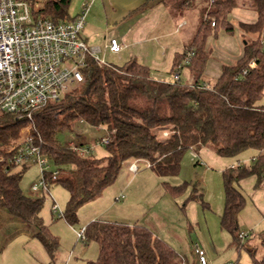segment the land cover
Segmentation results:
<instances>
[{"label":"trees","instance_id":"obj_1","mask_svg":"<svg viewBox=\"0 0 264 264\" xmlns=\"http://www.w3.org/2000/svg\"><path fill=\"white\" fill-rule=\"evenodd\" d=\"M29 1L32 5L36 2ZM70 1L39 0L33 13L54 21L71 20L75 17L69 15ZM212 5L208 15L215 19V25L211 19L203 18L204 13L192 42L175 56L172 65L174 70L186 51L193 50L195 55L189 63L191 84L156 80L149 67L134 57L121 66H99L89 58L80 87L34 114L35 140L60 169L57 177H47L51 184H62L69 193L62 216L70 224L75 223L79 206L100 197L121 169L134 161L149 163L156 175L167 179L181 171L187 151L197 153L202 147H211L219 156L235 157L257 149L261 152L250 166L228 167L222 172L225 200L220 224L232 242L238 247L243 245L239 215L246 198L237 184L251 175L261 181L264 174V105L260 104L264 97V0H254V22L238 23L243 32L255 36L246 38L242 56L223 66L213 86H204L199 80L208 60L206 46L212 27L215 33L218 26L234 30L228 18L236 6L235 0H216ZM80 121L106 129L110 142L106 144L105 157H81L59 140V133L73 132ZM27 124V119L0 114V157L8 155L4 147L11 145ZM160 131H169L168 137H161ZM20 168L0 161V208L32 225L37 230L34 238L54 260L60 243L44 221V196L31 197L23 192L21 171L28 167ZM163 185L175 195L184 192L189 183L171 185L164 180ZM197 197L192 194L190 198ZM84 233L85 243L94 241L99 247L98 257L91 264L183 262L169 243L140 223L92 220ZM250 252L254 255L253 250ZM252 264H264V256L254 257Z\"/></svg>","mask_w":264,"mask_h":264},{"label":"rangeland","instance_id":"obj_2","mask_svg":"<svg viewBox=\"0 0 264 264\" xmlns=\"http://www.w3.org/2000/svg\"><path fill=\"white\" fill-rule=\"evenodd\" d=\"M102 1V6L98 5L101 9L97 8L96 5L98 3H94V0L70 1L68 11L71 17H76L84 9L86 3L90 4L92 2L90 9L93 4L96 6L94 15L90 16V22L86 23L87 25L82 31V34L87 38L89 35L88 31H100L102 29L101 24L99 26L93 23L98 22L96 21L97 19L99 23L102 21L103 7L110 15L114 8H117V14H121L139 3H145L144 10H146V6L148 8H156L157 4L161 3V5H165L171 14L170 30H174L183 18L188 21V25L183 30H193L195 25L200 24L204 13L203 18H209L211 21L214 19L208 15V12L214 8L210 0H159L156 3L152 0ZM235 2L236 6L234 9L243 8L247 12L256 13L254 0H235ZM247 16H249L247 17L249 19L255 18V14L252 16L248 14ZM232 22L234 24H232L234 26L233 32L218 26L216 29L217 33H215L212 27L213 33L207 40V44L211 49L210 59L220 64L229 65L235 62L243 53V37L245 36H242L238 26L239 21L235 17L232 18ZM114 32L112 31V34ZM247 35L249 39L255 37L249 33ZM88 43L91 44L89 40ZM99 56L106 62L117 66L125 63L124 59H118L114 54L105 50L100 52ZM187 71L188 68H185V72ZM203 75V80H207L206 82H209L210 85L214 84V79L211 78L212 74L207 72L203 73ZM79 87L80 85L75 86L68 92ZM262 103L264 104V98ZM28 127H30L29 124L22 127L18 137L12 143L22 141L23 137L29 132ZM30 131L32 132L31 129ZM162 132H159L161 137H168L164 136ZM107 134L104 127L97 128L85 121H80L73 132H61L58 138L63 144L75 141L86 142L88 145L93 146ZM209 149L213 155L225 159V157L215 154L216 152L213 148L209 147ZM107 154L106 145L104 144L96 145L92 150V156L96 158L105 157ZM237 157L234 159L237 160ZM199 158H201L200 155L198 159L194 160L192 152L187 151L181 162V171L177 175L168 178V182L171 185L189 183L188 188L184 192L175 195L164 189L163 178L152 172L146 164H138L140 169L136 173L132 172L127 165L124 166L116 180L104 190L100 197L79 206L76 212V221L73 224H70L63 216H59L52 211L54 202L59 205L62 213L66 209L69 193L62 184H51L49 192H45L43 195H37L32 192V184L39 181L41 176L39 166L32 163L28 168L22 169L20 185L23 192L28 196H44L42 215L50 233L59 238L60 247L55 259H50L42 244L34 238V233L27 230V226L4 221L3 216L0 215V264H91L98 257V244L94 241L85 243V241L79 240L78 231L86 227L92 220L130 221L133 219L136 221L138 218L140 220L150 218V224L154 226L157 232H162V229L168 230V226L172 227L174 225L173 229H175L181 239L182 245L180 243L177 244H179L181 249L183 248L188 258L186 262L194 264L195 257L192 256V249L194 251L192 240H198V237L196 230L190 228V222L191 220L202 219L203 212L210 213L206 215L213 220L215 215L221 213L224 203L223 180L220 172L217 171V163L215 165L209 159L205 161L206 165L195 164ZM50 167L53 168V165L51 164ZM20 169L18 167V170ZM248 177H246L247 180H242L238 185L246 198V204L240 212L239 221L240 227H242V223L250 226L248 229L241 231L249 233L252 237L250 240L242 242L243 245L238 247L232 242L230 234L223 230L222 238L218 237L215 244L209 242L207 249L200 245L207 253L208 264H234L235 262L252 264L254 257L261 259L264 256V227L255 226L258 219H256L257 216L255 215L257 210L256 212L254 210L253 194L258 189L255 187L257 176L251 175V177ZM160 189L163 192L159 193ZM122 194H124V197L118 199ZM192 194L198 197L191 199ZM209 206L210 208H208ZM143 214L145 215L144 217ZM262 223L264 225V222ZM1 224H3V227ZM251 249L254 251V255L251 254ZM186 262L184 264H187Z\"/></svg>","mask_w":264,"mask_h":264},{"label":"built area","instance_id":"obj_3","mask_svg":"<svg viewBox=\"0 0 264 264\" xmlns=\"http://www.w3.org/2000/svg\"><path fill=\"white\" fill-rule=\"evenodd\" d=\"M213 4L215 0H210ZM39 7V0L34 5L29 0H0V114H12L16 119H27L29 132L22 141L4 147L8 154L1 156L15 167H29L32 163L39 166V181L31 186L32 192L43 195L49 192L51 185L47 175L55 178L60 169L52 163L51 158L41 150L36 142L33 117L50 102L60 101L66 92L81 85L85 78L83 69L88 59L93 58L99 66L106 62L99 56V48L88 44L82 31L86 24L89 4L71 20L54 21L49 18L35 16L33 10ZM215 25V19L211 21ZM264 43V35H263ZM106 48L113 54L122 50L121 41L117 37L108 39ZM193 50L186 51L183 59L174 69L173 80L180 81L182 69L194 57ZM254 61H251V65ZM244 73L247 69L243 70ZM206 86V85H204ZM32 130V132L30 131ZM164 136L169 131L162 132ZM108 134L93 146L86 142L69 141L66 146L81 157L92 154L96 145L108 144ZM197 154L193 152L195 158ZM53 165V168L50 165ZM139 161L129 165L132 172H137ZM148 167L150 164H146ZM264 187V174L262 176ZM52 211L59 216L63 213L54 202ZM85 227L78 231V239L85 241ZM240 238L249 237V233L241 231ZM194 254L200 264H208L207 253L196 244Z\"/></svg>","mask_w":264,"mask_h":264},{"label":"crops","instance_id":"obj_4","mask_svg":"<svg viewBox=\"0 0 264 264\" xmlns=\"http://www.w3.org/2000/svg\"><path fill=\"white\" fill-rule=\"evenodd\" d=\"M152 1L156 3L159 0H152ZM102 2H103L102 0H94V3L96 4L98 3L96 5L98 9H101V7L99 6L101 5ZM90 4H89V9H90ZM144 5L145 3H139L131 7L128 11L122 12L121 14H117L118 10L117 8H114L113 11L110 13V15L106 12L105 7H103L104 12H102L103 13L102 21L99 23V20L97 19L96 21L98 22L93 24L99 26L101 24L102 29L104 30L102 31L101 29L100 31H92V32L88 31L89 34V35L87 34L88 38L84 35L83 36L85 37L87 42L88 40L90 41L91 44L88 43L90 46L99 48L101 52L103 50L109 52V50L106 48L108 39L111 37H117L122 44L121 52L118 54H114L118 59H124L125 61H127L128 59L134 57L137 60H139L142 64L149 67L152 78L159 81H173L174 70H172V65L175 56L182 53L186 49V47L192 42L193 37L195 36L197 28L199 27L200 24L199 25L197 24L198 26L195 25V28L193 30L191 29L183 30L185 26L188 25V21L186 20V18H183L176 25L174 30H170L171 27L169 25L171 24L170 22H172V19L170 12L165 7V5H161V3H158L157 4L158 6H156V8H148V6H146V10H144L143 8L145 7ZM96 6L95 4H93L90 11H88L86 18L87 24L90 22L89 21L90 16L92 17L94 15ZM235 10H237V12L234 13ZM248 14L251 16L255 14V18L254 19L247 18L249 17L247 16ZM233 17H235L239 22L243 21L249 23V22H254L256 20L257 14L252 11L247 12V10L243 8H237V9L235 8L231 12V14H229L228 19L231 22V24H233L232 22ZM93 21L95 22L94 19ZM87 24H85V27ZM112 31L115 32L112 34ZM240 32L242 36H245L243 37V41H244L243 46H244L248 33L243 32L241 29ZM206 48L208 52V60L204 70V74L207 72L212 74L211 78L214 79V83H215V81L217 80V78L219 77L222 71L223 66L226 64H220L215 62L214 60H211L210 59L211 49L209 48L208 44ZM185 68H188L187 72H185ZM182 70L183 72L181 71L180 82L184 84H191L193 82V76L190 71L189 64L186 65ZM203 76L204 75L201 76L199 83L204 84L206 86L214 85V84L210 85L209 82H206L207 80H203L202 79ZM263 98L260 100V104L262 105H264L262 103ZM260 152L261 151L257 149H251V150L249 149L237 155L238 157L235 156L237 157L236 158L237 160L234 159L235 157H225V159H221L216 155H213L209 147H202L197 152V156L200 155L201 157L199 158L200 162L199 163L195 162V164L206 165L205 161L210 159L213 163H215V165L217 163V171H219L222 176V172L228 167H234L238 165L250 166L253 163L255 157ZM244 179L247 180V178H243L238 182L237 185H239L240 182H242V180ZM163 180H168V178L167 179L163 178ZM255 183H256L255 187L258 188L256 189V192L253 194V201L255 208L254 210L255 212L257 210V213L255 215L257 216L256 219H258L255 226L264 227L262 223L264 222L263 179L261 181L257 180ZM161 192H163V190L160 189L159 193ZM223 195L225 200V194ZM123 197L124 194H122L118 199H122ZM207 203L210 204L209 202ZM208 208H210V206ZM223 209H224V203H223L222 211L220 210L221 213L219 215H215V218L213 220H211V218H208L206 214H210V213H206V212H203L202 219L200 218L199 220L196 221L191 220L190 228L196 230L198 237V240L195 241L192 240L193 246L198 244V245H202L207 249L209 242L215 244L218 237L222 238L223 229L221 227L220 220H221V215L223 213ZM0 215L3 216L4 221H11L12 223H16L19 225L23 224L24 226H27V230L33 232L34 234L37 232V230L32 225L26 223L20 218L15 217L14 215L10 214L3 208H0ZM144 216L145 215L143 214V217ZM107 221H118L131 225L135 223H140L148 227L157 236H159L161 239L169 243L180 254V257L183 260L181 264H184V262L188 261V258L183 248L181 249L179 247V244H177V243L181 244V239L179 238L175 229H173L174 225L172 227L167 225L168 230L162 229V232H157L154 226H151L150 218L147 220H140L138 218L136 221H134L133 219H131L130 221H124V220H107ZM1 226L3 227V224H1ZM241 226H242L241 230L248 229L250 227L249 225H246L244 223H242ZM251 237L252 236L249 234V237L243 239L242 241L244 242L246 240H250ZM192 256L195 257L194 264L195 263L200 264L198 262L196 255L194 254L193 249H192ZM186 263L188 264V262Z\"/></svg>","mask_w":264,"mask_h":264}]
</instances>
